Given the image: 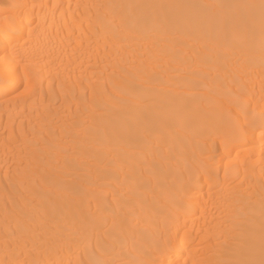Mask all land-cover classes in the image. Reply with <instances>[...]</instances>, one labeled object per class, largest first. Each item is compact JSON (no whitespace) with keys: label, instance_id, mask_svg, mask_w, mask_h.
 Here are the masks:
<instances>
[{"label":"bare ground","instance_id":"bare-ground-1","mask_svg":"<svg viewBox=\"0 0 264 264\" xmlns=\"http://www.w3.org/2000/svg\"><path fill=\"white\" fill-rule=\"evenodd\" d=\"M0 264H264V0H0Z\"/></svg>","mask_w":264,"mask_h":264}]
</instances>
